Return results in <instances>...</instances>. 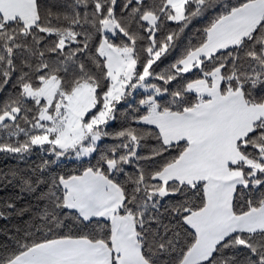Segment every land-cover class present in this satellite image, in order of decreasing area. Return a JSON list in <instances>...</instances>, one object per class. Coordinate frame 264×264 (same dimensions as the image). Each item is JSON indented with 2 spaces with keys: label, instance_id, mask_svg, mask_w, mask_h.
<instances>
[{
  "label": "snow or ice",
  "instance_id": "obj_1",
  "mask_svg": "<svg viewBox=\"0 0 264 264\" xmlns=\"http://www.w3.org/2000/svg\"><path fill=\"white\" fill-rule=\"evenodd\" d=\"M0 264H264V0H0Z\"/></svg>",
  "mask_w": 264,
  "mask_h": 264
}]
</instances>
